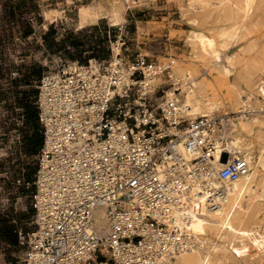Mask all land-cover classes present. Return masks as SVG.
<instances>
[{
	"label": "built area",
	"instance_id": "built-area-1",
	"mask_svg": "<svg viewBox=\"0 0 264 264\" xmlns=\"http://www.w3.org/2000/svg\"><path fill=\"white\" fill-rule=\"evenodd\" d=\"M118 40L128 51L125 36ZM126 56L134 83L114 95L118 72L105 79V65L95 72L90 62L61 60L40 80L44 143L36 177L28 182L35 187L36 228L20 231L28 250L17 264H171L165 257L172 248H192L188 228L174 223L176 213L189 219L183 213L187 179L178 146L185 138L189 151H203L194 159L192 173L199 175L200 164L214 157L212 133L223 129V120L182 115L179 87L167 97L176 85L170 77L175 58L154 60L142 51L130 61ZM151 66L168 77L153 91L145 82ZM231 156L224 148L228 162L219 177L225 181L250 169L245 158ZM99 208L106 210L109 229L95 226Z\"/></svg>",
	"mask_w": 264,
	"mask_h": 264
},
{
	"label": "rangeland",
	"instance_id": "rangeland-1",
	"mask_svg": "<svg viewBox=\"0 0 264 264\" xmlns=\"http://www.w3.org/2000/svg\"><path fill=\"white\" fill-rule=\"evenodd\" d=\"M59 1L0 0V264L20 263L28 250V245L22 243L20 233L18 245L4 240L1 228L6 219L17 224L20 231L31 232L36 228V210L33 206L35 187L29 186L28 182H33L36 177L40 151L35 154L28 149L30 124L23 107L24 96L27 95L36 103V93H39L43 75L54 70L61 60L74 61L72 55L75 49H59L56 42L66 38L70 32L83 30L78 29L76 24L78 9L90 0H79L71 8L73 26H67L61 20L47 22L44 9L57 6ZM62 1L67 3L68 0ZM108 1L112 3L114 0ZM194 1L140 0L137 5L127 9V22L123 29L112 26L107 19L95 24L99 26L98 29H94V25L88 26L85 48L89 50L75 61H83L95 54L102 65H109L112 45L119 35H124L128 43L129 50L124 52L123 49L122 52L128 55L127 61L139 51L147 53L154 60L159 58L158 55L163 60L170 57L187 59L192 47L187 43L186 35L192 28L189 20L194 15L189 8ZM114 2L120 3L121 0ZM45 20L48 23L46 28ZM245 22L244 30L248 28V36L236 45H231L228 52H239L248 43L257 42L259 47L253 54L264 60L263 6H259L252 18L249 17ZM213 27V21H202L199 26L208 35L215 36ZM240 72L241 67L238 66L229 76H221L220 90L226 113L234 119L240 115L242 104L237 103L240 94L244 97L250 95L251 100L257 102L250 100L253 109L257 108L251 117L246 118L250 129L242 133L246 141L252 140L258 147L264 143V96L260 95L258 85L260 77H264V70H256L259 76L254 80L243 79ZM166 79L167 76L163 81ZM161 93L159 89L158 94ZM261 178L264 179V174ZM259 191L261 196L256 201L255 213L244 221L246 232L236 231L228 236L229 246L221 264H264V250L258 248L253 238L254 232H264V186ZM102 213L104 208L96 212L95 225L98 228L103 227V221L106 220Z\"/></svg>",
	"mask_w": 264,
	"mask_h": 264
},
{
	"label": "bare ground",
	"instance_id": "bare-ground-1",
	"mask_svg": "<svg viewBox=\"0 0 264 264\" xmlns=\"http://www.w3.org/2000/svg\"><path fill=\"white\" fill-rule=\"evenodd\" d=\"M100 1L92 0L79 6L78 29L97 24L102 15L106 16L112 26L123 29L127 22V9L137 5L140 0H121L120 3L114 0L107 8ZM72 2L73 0L67 1L68 4ZM61 6L44 9L47 22L55 23L65 15V9ZM259 6L264 8V0H195L189 8L194 13L189 20L192 28L186 35L187 43L192 47L191 55L187 59H174L170 77L176 85L168 89L167 97L172 98L174 89L179 87L181 94L178 109L182 115L191 120L199 116H219L223 120L224 127L221 130H217L216 127L215 133H212V136H216L217 149L214 157L200 164L199 175L192 173L196 166L194 159L201 157L203 151L199 149L189 151L185 138L178 146L184 157L187 179L186 192L183 193L186 208L183 209V213L187 212L189 219L185 221L179 213H176L174 223L182 229L188 228L192 248L178 252L172 248L174 251L172 256H166L167 253L165 255L167 263L221 264L229 246L228 236L236 231L245 233L247 229L244 227V221L255 213L256 201L261 196L259 189L264 186V179L261 178L264 174V143L255 146L252 140L246 141L242 131L250 129L246 118L251 117L257 107L253 109L251 106L250 95L244 97L240 94L237 99V103L242 104L239 118L230 117L226 113V105L222 98L220 78L223 75L229 76L238 66L241 67L240 73L245 80H254L259 69L264 70V60L253 54L258 49L259 43L250 42L239 52H228L231 45L248 36V28L244 30L245 21L249 17L252 18ZM202 21H213L215 36H210L199 28ZM47 22L44 23L45 28L48 26ZM112 49V58L106 66L110 72L104 73V78L110 80L115 72H118L116 73L118 87L112 91L114 95L118 91H123L126 85L134 83V78L130 66L125 65L122 40L113 42ZM158 57L163 60L161 55ZM89 62L93 71L101 72L103 65L97 58H92ZM148 70L145 82L153 91L163 81L164 72L155 66H151ZM258 82L259 93L264 96V77H260ZM159 100L162 102L164 98ZM119 124L123 125L125 122ZM223 137L226 140H223ZM224 148L227 152H231V158L240 156L250 164L249 171L238 180L225 181L219 177L220 169L228 162V158H222ZM102 214L106 216V220L104 219V226L99 229H109L105 208ZM172 224L170 228L175 225ZM253 238L258 248L264 250V232H254Z\"/></svg>",
	"mask_w": 264,
	"mask_h": 264
},
{
	"label": "trees",
	"instance_id": "trees-1",
	"mask_svg": "<svg viewBox=\"0 0 264 264\" xmlns=\"http://www.w3.org/2000/svg\"><path fill=\"white\" fill-rule=\"evenodd\" d=\"M98 25H94V29H98ZM89 28H84L80 30L78 33L70 32V34L61 40L60 42H56L59 45V49H75V53L72 55L73 60L82 58V54L84 51L89 50L85 48L87 41L85 39V32H87ZM53 32V31H52ZM51 32V33H52ZM55 41H53L50 45L52 46ZM92 58H97L95 54L87 56V58L80 62H86ZM38 96V91H37ZM23 107L25 110V114L27 117V122L30 124V132L27 135L28 149L31 153L37 154L44 143V130L43 126L39 119V109L37 102L30 100L27 95L24 96ZM20 229L17 224L12 223L9 219H6L2 228L1 234L4 240H7L9 243L18 245L20 243L19 237Z\"/></svg>",
	"mask_w": 264,
	"mask_h": 264
},
{
	"label": "crops",
	"instance_id": "crops-1",
	"mask_svg": "<svg viewBox=\"0 0 264 264\" xmlns=\"http://www.w3.org/2000/svg\"><path fill=\"white\" fill-rule=\"evenodd\" d=\"M79 0H73V3L72 4H68V3H66V2H63L62 0H60L59 1V3H58V5H62L61 7L63 8V9H65V15L63 16V17H61V21L64 23V24H66L67 26H73V24H74V22H73V16L71 15V12H70V10H71V8H73V5L74 4H76L77 2H78ZM90 1H92V0H90ZM89 1V2H90ZM97 1H100V0H97ZM66 3V4H65ZM100 3L104 6V7H110L111 6V2H109L108 0H101L100 1ZM69 5V6H68ZM66 6V7H65ZM106 16L104 15H102L101 16V20H103V19H107V18H105ZM108 20V19H107ZM100 22V20L97 22V23H99ZM76 24H77V22H76Z\"/></svg>",
	"mask_w": 264,
	"mask_h": 264
}]
</instances>
